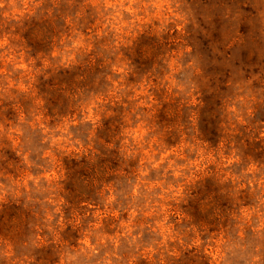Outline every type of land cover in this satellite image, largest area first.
I'll use <instances>...</instances> for the list:
<instances>
[{
  "label": "clouds",
  "instance_id": "9594fccd",
  "mask_svg": "<svg viewBox=\"0 0 264 264\" xmlns=\"http://www.w3.org/2000/svg\"><path fill=\"white\" fill-rule=\"evenodd\" d=\"M0 264H264V0H0Z\"/></svg>",
  "mask_w": 264,
  "mask_h": 264
}]
</instances>
